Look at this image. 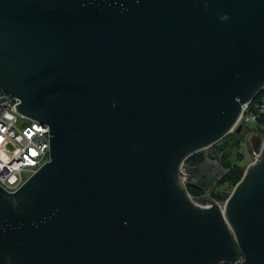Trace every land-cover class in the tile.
Segmentation results:
<instances>
[{"label":"water","instance_id":"obj_1","mask_svg":"<svg viewBox=\"0 0 264 264\" xmlns=\"http://www.w3.org/2000/svg\"><path fill=\"white\" fill-rule=\"evenodd\" d=\"M0 88L49 128L0 264H264V137L223 204L184 163L264 90V0H0Z\"/></svg>","mask_w":264,"mask_h":264},{"label":"built area","instance_id":"obj_2","mask_svg":"<svg viewBox=\"0 0 264 264\" xmlns=\"http://www.w3.org/2000/svg\"><path fill=\"white\" fill-rule=\"evenodd\" d=\"M17 103V98L0 88V187L8 192L17 190L49 160L48 126L18 113ZM242 106L235 128L254 123L264 129V90Z\"/></svg>","mask_w":264,"mask_h":264},{"label":"trees","instance_id":"obj_3","mask_svg":"<svg viewBox=\"0 0 264 264\" xmlns=\"http://www.w3.org/2000/svg\"><path fill=\"white\" fill-rule=\"evenodd\" d=\"M241 127V126H240ZM246 126H242L240 130L237 131L236 128L232 130L230 133H228L220 142L217 143L219 146L217 149V153L221 155V164L224 168H226L227 172L225 175L219 179L216 183L219 185L226 183V182H233L236 184L240 178L242 177L243 172L238 168L236 164H233L230 160V155H231V147L237 146L238 143L241 141L244 133L249 134L250 131H247ZM257 133L264 134V129H260L259 131H256ZM231 138H233L231 140ZM204 155L201 152H196L189 156L185 161H188L185 163L187 167H192L200 164L204 160ZM188 192L192 196H200L203 194L202 190H199L198 188L192 186H188ZM211 196L214 200L217 199L218 194L216 191H212Z\"/></svg>","mask_w":264,"mask_h":264},{"label":"rangeland","instance_id":"obj_4","mask_svg":"<svg viewBox=\"0 0 264 264\" xmlns=\"http://www.w3.org/2000/svg\"><path fill=\"white\" fill-rule=\"evenodd\" d=\"M245 129L247 131H250L249 133H252L254 131L256 132V131L260 130L258 125H255L254 123H248L246 125ZM262 137H264V136H262ZM232 139L233 138H231V140ZM217 143L213 144L212 146H210L208 148H205V149H203L201 151H198V152H201L204 155V157H210V155H212L211 152L213 151V149L216 152H218L217 149H218L219 146L217 145ZM229 158H230L231 162L233 164H236L238 166V168L243 173H244L245 168L247 167V165L254 161V155H253V153L251 152V149H250V143H249L248 134L244 133V135H243L241 141L238 143V145L235 146V144H234V146L231 147V155H230ZM187 162L188 161H185V163H187ZM188 186L192 187V185L187 184V188H188ZM234 186H235V184L233 182H226V183H223L221 185H219L218 183H215V186L212 189V191H216L217 194H218V197H217L216 201L218 203H220V204H223L224 201L226 200V198L228 197V195L233 190ZM209 195L211 196V194H209Z\"/></svg>","mask_w":264,"mask_h":264},{"label":"flooded vegetation","instance_id":"obj_5","mask_svg":"<svg viewBox=\"0 0 264 264\" xmlns=\"http://www.w3.org/2000/svg\"><path fill=\"white\" fill-rule=\"evenodd\" d=\"M216 154L218 155L216 157H219L220 166H222V164H221V155L219 153H217V152H216ZM205 158H208V157H205ZM205 158H204V160H205ZM216 162H217V165H213L211 163H205L202 167H198L196 170H191L190 174H192V175L194 174L195 175V174H198L200 171H203V170L214 171V170H216L218 168V158H217ZM224 169H226V168H224Z\"/></svg>","mask_w":264,"mask_h":264},{"label":"crops","instance_id":"obj_6","mask_svg":"<svg viewBox=\"0 0 264 264\" xmlns=\"http://www.w3.org/2000/svg\"><path fill=\"white\" fill-rule=\"evenodd\" d=\"M210 157H211V155H210ZM212 159H213L214 161H216V158L213 157Z\"/></svg>","mask_w":264,"mask_h":264}]
</instances>
